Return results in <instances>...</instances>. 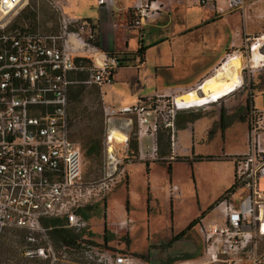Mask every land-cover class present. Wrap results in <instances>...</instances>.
<instances>
[{"label": "built area", "instance_id": "built-area-1", "mask_svg": "<svg viewBox=\"0 0 264 264\" xmlns=\"http://www.w3.org/2000/svg\"><path fill=\"white\" fill-rule=\"evenodd\" d=\"M24 1L0 0V247L6 233L22 229L32 244L24 248L26 257L62 264L45 220L65 217L68 227L81 232L87 221L78 209L94 202L96 196H105L108 181L118 164H123L111 142L115 129L109 128L105 138L106 178L100 183L85 181L83 151L70 137L71 74L87 69L91 74L84 83L102 87L114 81L122 63L119 53L96 46L92 21L65 14L56 2L58 33L13 24ZM196 1L223 14L243 9L255 0ZM98 5L112 10L114 0H98ZM162 8L157 0H139L130 11L129 27H140L157 17ZM81 53H88L91 65L76 61L85 57ZM166 98L157 94L132 104L103 105L105 121L125 129L119 131L126 135L121 142L127 147L134 119L139 133L144 129V133L155 134L159 118L169 107ZM247 113V149L233 156L234 187L215 203V217L203 218L197 225L202 247L197 256L152 262L110 245L105 248L83 242L86 236L63 248L80 249L82 261L76 264H264V109L255 108L251 100ZM166 126L171 127V145L175 147L178 137L174 122L168 119ZM157 150L153 140L149 158H156ZM120 225L128 227L129 221L125 219Z\"/></svg>", "mask_w": 264, "mask_h": 264}, {"label": "rangeland", "instance_id": "rangeland-1", "mask_svg": "<svg viewBox=\"0 0 264 264\" xmlns=\"http://www.w3.org/2000/svg\"><path fill=\"white\" fill-rule=\"evenodd\" d=\"M83 6L84 4L81 7L83 8ZM89 9L91 8H88L87 11ZM230 12L241 14L239 23L235 25L239 42L225 51V55L211 75L224 62L231 60L233 67L234 64L236 66L234 70L236 72L240 70L241 87L218 102L186 110H178L173 107L175 96L183 91L168 95L166 99L169 102V107L165 108L166 111L159 118L158 127L154 134L156 142H158L160 134H166L167 121L174 113L176 135L177 128L182 121L193 120L197 122L195 125L196 132H198L196 136L198 135L200 139L196 144V151L199 154H209L215 157L222 156L224 152L230 154L246 150L245 117L248 111L247 105L251 106V98L253 97L254 107L264 109V39H261L259 48L262 60L258 61L256 67L251 62L252 47L257 43L258 38L264 35V0H255L251 7L218 14L222 16ZM196 13L200 14V12ZM82 15H85V12ZM13 24L27 26L31 30H38L46 34L58 33L59 12L55 8V1L25 0L19 12L14 16ZM247 37L249 39H246ZM193 47H190L191 51ZM182 48H185V45ZM180 50L184 56L185 50ZM200 67L201 63L195 66V71ZM190 70H193L192 65L181 57L173 68L163 69L159 72L158 79L161 75L166 82L165 84H172L175 82V78L182 77L184 73ZM149 71L147 82L144 83V90L152 92L156 86L155 73L152 68ZM185 80L189 79L182 81ZM111 84H105L103 88L107 89ZM85 85L86 88L81 100L70 103L71 134L74 136L80 131L98 128L100 137L104 138L102 159L89 160L84 157L83 163L85 181L100 183L106 178L108 170V158L105 150L107 130L110 128L124 132L125 129H118L117 123L111 126L107 124L103 112L102 97H98L94 84ZM116 86L121 87V84L118 83ZM221 108L226 111L223 125L220 123ZM172 109L175 110L173 113L171 112ZM208 126H211L212 129L209 136L201 139ZM139 130L140 126L134 119L129 130L128 146H130L131 138L139 136ZM182 136L181 142L188 145L190 137L186 132H183ZM142 142L144 146L147 145V139ZM150 149L147 146L143 148L144 161L149 159ZM114 150L117 158L121 159L123 164H118L117 172L113 174L112 179H108L110 188L104 192L105 196H103L106 197V205L102 204V210L98 217H92L88 220V230L96 233L92 237L93 240L96 243H104V223H106L108 231L106 235L111 237L108 245L143 256L152 262L168 260L172 257L197 256L202 247L196 227L188 231L182 239L175 242L170 241L175 234L185 230L195 218L203 212H207L209 208L215 205L219 197L223 196L224 187L232 180L234 181L232 177V165L234 164L227 160L216 159L212 161L203 160L198 163L178 161L174 163V168L170 173L167 166L156 163L150 165V173L146 170L144 163L137 162L130 167L129 184L126 176L128 170L125 167L128 163L141 159L140 145L137 156H131L121 141L114 143ZM176 157L177 160L179 157L181 160H189L186 156ZM193 159H196V156H193ZM175 186L177 189H174ZM102 198L96 196L94 202L101 201L102 203ZM147 198H149L148 202ZM127 201H129L128 204ZM215 214V211H210L204 218L212 219ZM125 219L129 221L128 227L120 225V222ZM15 237L10 232L6 233L3 240L4 246L0 249L1 261L5 259L7 261L8 258L17 259L20 256L22 247L18 246ZM53 244L57 254L63 259L62 264H76L82 261L80 249L77 251L65 250L61 243H56L55 240H53ZM35 260L36 262L33 264H41L42 260L37 258Z\"/></svg>", "mask_w": 264, "mask_h": 264}, {"label": "crops", "instance_id": "crops-1", "mask_svg": "<svg viewBox=\"0 0 264 264\" xmlns=\"http://www.w3.org/2000/svg\"><path fill=\"white\" fill-rule=\"evenodd\" d=\"M54 1L60 5L65 14L92 21L96 26V46L103 51L119 53L120 58L123 60L122 66L114 75L112 84L107 89L103 88V86L100 88L104 105L120 106L132 104L147 96L157 94L168 96L174 92H186L195 88L211 76L212 71L225 55V51L239 42L235 29V25L239 23L241 18L239 12H230L221 16L215 8L200 5L195 0H157L163 7L161 13L157 17L147 20L138 28L129 27V22L130 11L139 0H114L112 10L100 7L98 0ZM254 3L255 1L249 2L246 7H251ZM82 4H84L83 8L81 7ZM88 8L91 9L87 11ZM84 12L85 15H82ZM196 12H200V14ZM71 38L73 39L74 37ZM183 45H185V48H182ZM187 46H194L193 50L191 51V48ZM139 49L143 50L142 55L138 53ZM180 49L185 50L184 56ZM81 55L87 57L88 53H81ZM181 57L192 65L193 70L187 71L182 77L175 78V82L172 84H165L166 82L161 75L160 79H158L159 72L163 69L173 68ZM199 63H201V67L195 71V66ZM150 68L154 70L156 86L152 92H147L144 90V83L147 82ZM234 68H236L235 64ZM184 79L189 80L182 81ZM118 83L121 84V87L116 86ZM247 114L245 123L248 130ZM174 121L175 116L170 118V123ZM196 123L193 120H186L180 123L177 128L178 143L175 147L170 145V126L167 127L166 134L159 135L158 142H156L154 134L144 133V129H142L138 136L141 159L130 162L125 167L128 170V183L130 184V167L137 162L146 165L148 161L149 166L146 165V170L151 173V164L160 163L167 166L170 162L173 169L174 163L178 161L198 163L201 161L193 159V156H211L209 154H199L196 151V144L200 139L198 135L196 136V133H198L195 128ZM211 126L206 128L201 139L209 136L212 130ZM183 132H186L190 137L188 145L181 142ZM144 139H147V148H151L153 140L156 142L158 147L156 158L143 160L145 158L143 148H146L142 142ZM126 148L130 153V146ZM239 153L242 152L230 154L224 152L223 156H234ZM172 154L175 157L186 156L189 160H171L170 156ZM215 159L219 160L217 158L213 160ZM159 160L167 161V164ZM224 160L234 164L232 165V177L235 181L234 160ZM234 181L232 180L224 187V194L232 189ZM195 227L197 228L198 226Z\"/></svg>", "mask_w": 264, "mask_h": 264}, {"label": "trees", "instance_id": "trees-1", "mask_svg": "<svg viewBox=\"0 0 264 264\" xmlns=\"http://www.w3.org/2000/svg\"><path fill=\"white\" fill-rule=\"evenodd\" d=\"M138 53L140 55H142L143 50L139 49ZM76 61L81 63L82 66H89L92 63L91 59H89L88 57H77ZM120 62L123 63V60L121 59ZM90 74H91V72L87 69L78 70V71L71 74V78L74 82L70 85L69 94H68L70 137L72 140H74L75 142H77L80 145V147L83 151V155L86 159H89V160L100 159L101 160L102 156H103V152H104L103 151L104 150V145H103L104 138L100 137L98 128H95L94 130H90V131H80V132H78V134H76L74 136H72V134H71V107H70V103L72 101L81 100V97H82V95L85 91V88H86V85H85L86 83H84V81L90 77ZM100 88H101L100 86L95 85V91L98 94V97L101 96V89ZM247 107L249 108V105H247ZM225 117H226V111L224 108H221V110H220V123H221V125H223V122L225 121ZM130 151L131 152L129 154L131 156H137L139 154V142H138L137 136H134L133 138L130 139ZM214 158H217L219 160H224V159H233V156H231V155H224V156L219 155V156H215V157L214 156H197L196 160L197 161H202L204 159L205 160H213ZM174 160H177V157H175ZM179 160H181V157H179ZM159 161L167 164V161H162V160H159ZM146 165L149 166L148 161L146 162ZM167 169L171 173L172 166H171L170 162L167 164ZM126 176L128 177L127 174H126ZM233 187H234V185H233ZM128 202L129 201H127V204H128ZM102 204L104 206L106 205V197L102 198V203H101V201H96L93 203L86 204V205H84L78 209L79 215L85 221H87V226L81 232H76L73 228L68 227L65 217L46 219L45 225L48 227H51V229L49 231V236H50V239L52 240V243H53V240H55L56 243L60 242L61 246H64V245L71 246V245L75 244L77 241H79L83 237V235H85L87 237V239H83V242L93 243V244H97L101 247L108 248L107 243L110 241L111 237L109 235H106V233L108 232L106 223H104V243L103 244L96 243L92 238L93 236H95L96 233L88 230V220L91 219L92 217H98L100 211L102 210V208H101ZM213 207L214 206L209 208V210L207 212H203L199 217L195 218L187 226V228H185V230L175 234L172 237L170 242H175V241H178V240L182 239L183 237H185L187 235L188 231H190L193 227L197 226L200 223L201 219H203L205 217V215ZM10 233H12L13 235L16 236L14 239H16V241L18 242V246L22 247L21 251L19 253L20 256L17 259L8 258L7 261H5L6 259L3 261L0 260V263H4V264H33V262H36L35 259H30L24 255V248L32 246V244L27 241L26 231L22 230V229H14L13 231H10ZM3 243H4V241H2L0 249L4 246ZM128 252H130V251H128ZM177 258H179V257H172L168 260L173 261ZM41 264H46V263L41 261Z\"/></svg>", "mask_w": 264, "mask_h": 264}, {"label": "bare ground", "instance_id": "bare-ground-1", "mask_svg": "<svg viewBox=\"0 0 264 264\" xmlns=\"http://www.w3.org/2000/svg\"><path fill=\"white\" fill-rule=\"evenodd\" d=\"M261 39H264V35L259 37L257 43L252 47L251 62H253V66L255 67L258 66V61L262 60V54L259 50ZM231 62V60L224 62L215 70L214 74L206 78L197 87L176 95L173 100L175 108L178 110H186L202 107L218 102L220 99L235 92L241 87L242 79L240 70L236 72ZM124 139H126L124 133L118 132L117 130L112 132L111 142L113 145L115 142L123 141Z\"/></svg>", "mask_w": 264, "mask_h": 264}]
</instances>
